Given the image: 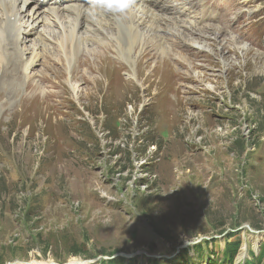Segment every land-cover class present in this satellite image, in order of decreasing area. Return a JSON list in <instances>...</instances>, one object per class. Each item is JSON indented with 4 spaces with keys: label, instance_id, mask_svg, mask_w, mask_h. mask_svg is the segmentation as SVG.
<instances>
[{
    "label": "rangeland",
    "instance_id": "obj_1",
    "mask_svg": "<svg viewBox=\"0 0 264 264\" xmlns=\"http://www.w3.org/2000/svg\"><path fill=\"white\" fill-rule=\"evenodd\" d=\"M196 2L221 42L179 74L165 62L153 73L146 56L140 84L102 68L108 88L77 65L76 99L75 62L42 52L37 34L18 45L20 80L0 67V264H213L227 243L239 249L227 264H244L264 249V0ZM32 78L51 97L25 90Z\"/></svg>",
    "mask_w": 264,
    "mask_h": 264
},
{
    "label": "bare ground",
    "instance_id": "obj_2",
    "mask_svg": "<svg viewBox=\"0 0 264 264\" xmlns=\"http://www.w3.org/2000/svg\"><path fill=\"white\" fill-rule=\"evenodd\" d=\"M44 1L47 3L41 4L35 0H0V67L3 68L1 80L3 77L9 84V80L13 82L20 80L25 72L18 45L25 43L27 35L37 34L38 46L42 52L49 53L48 48L51 47L56 56L61 54L63 59L59 63L64 67L67 65L71 67L75 62L68 82L76 99L78 98L75 92L78 89V80L75 77L77 65L89 63L87 69L81 74L82 80H91V83L95 85L104 82L109 88L110 83L112 84V81L102 73V68L105 66L106 69L110 66L113 73H116L119 68L128 80L134 84H140L137 66L143 63L141 61L146 56L153 58L151 63L145 62L146 66L151 65L154 68L153 73L159 64L165 62L169 67L174 68L176 74H179L177 66L188 67L189 64V67L193 68L194 63L191 61L193 58L203 53L209 54L213 51L211 47L219 48L217 45L221 42L219 40L221 29L206 24L207 20L204 19L206 17L202 15V11H197V2L194 4V0H136L133 9L122 17L107 12H94L92 8L77 0ZM219 1H221L219 4L223 6L226 2L233 3L236 0ZM158 3L161 5L159 6ZM188 10H191V13H188ZM230 10L227 9V11ZM98 14H101V18L95 16ZM208 16L210 17L211 13ZM225 18L224 15V21H226ZM39 23H42L43 31L37 33ZM211 41L215 43H209ZM231 42L237 46L236 41ZM236 49L241 50L245 55L249 53L246 44ZM82 54L85 55L84 62L79 59ZM5 55L8 56L10 71L4 65L7 60ZM259 55L264 60V56ZM38 56L36 54L29 59L27 65H35ZM107 57L114 64L119 63V66H112L111 62L105 61ZM217 57L224 63V57L221 54ZM225 64L227 66L228 61ZM232 64L236 63L233 61ZM228 67L232 66L228 65ZM63 71L65 74L66 70ZM93 73L98 74L97 76L103 80L97 79V76L90 78ZM153 73H151L152 76ZM42 82V78L39 80L32 78L27 82L25 90L29 87L33 88L40 93L41 99L44 96L51 97V92H47ZM65 83H67L66 79ZM51 89L53 90V86ZM3 94L5 93L0 92V98ZM31 97L33 99L34 95ZM77 261L72 259L68 264H77Z\"/></svg>",
    "mask_w": 264,
    "mask_h": 264
},
{
    "label": "clouds",
    "instance_id": "obj_3",
    "mask_svg": "<svg viewBox=\"0 0 264 264\" xmlns=\"http://www.w3.org/2000/svg\"><path fill=\"white\" fill-rule=\"evenodd\" d=\"M136 0H90V7L94 12H107L115 16H126L135 6ZM6 264H34L31 259L15 258L6 262ZM77 264H87V261L81 257Z\"/></svg>",
    "mask_w": 264,
    "mask_h": 264
},
{
    "label": "trees",
    "instance_id": "obj_4",
    "mask_svg": "<svg viewBox=\"0 0 264 264\" xmlns=\"http://www.w3.org/2000/svg\"><path fill=\"white\" fill-rule=\"evenodd\" d=\"M194 251L199 253H202V247L197 245L194 248ZM238 244L237 243H227L226 247H225V251L223 253L222 256V261L218 262V261H211L213 264H227L230 263L234 257H236V255L238 254ZM264 257V249L261 248V251L259 252V255L256 257L254 255H252L250 257V260H246L244 264H261V260ZM150 263L156 264L154 263L155 260H150ZM134 262V260L132 259H124V258H116V259H112L110 261H102L101 264H132Z\"/></svg>",
    "mask_w": 264,
    "mask_h": 264
},
{
    "label": "water",
    "instance_id": "obj_5",
    "mask_svg": "<svg viewBox=\"0 0 264 264\" xmlns=\"http://www.w3.org/2000/svg\"><path fill=\"white\" fill-rule=\"evenodd\" d=\"M130 258V257H129Z\"/></svg>",
    "mask_w": 264,
    "mask_h": 264
}]
</instances>
